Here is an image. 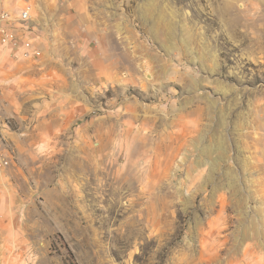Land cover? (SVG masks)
Segmentation results:
<instances>
[{"label":"rangeland","instance_id":"374dc122","mask_svg":"<svg viewBox=\"0 0 264 264\" xmlns=\"http://www.w3.org/2000/svg\"><path fill=\"white\" fill-rule=\"evenodd\" d=\"M25 6L0 264H264V0H0V24Z\"/></svg>","mask_w":264,"mask_h":264},{"label":"built area","instance_id":"2783aa9c","mask_svg":"<svg viewBox=\"0 0 264 264\" xmlns=\"http://www.w3.org/2000/svg\"><path fill=\"white\" fill-rule=\"evenodd\" d=\"M29 7L25 6V8H22L17 15H15L16 19L14 21V24L11 23L14 27H9L5 25L4 27L0 24V44L2 46H6L11 49H15L17 45H21L26 49V53L28 55H32L33 57H37L40 54V50L36 49L31 40L32 38L29 36L31 33V25L29 23L30 21V11ZM2 19H5V21L12 20L9 15L6 13L5 15H1ZM6 17V18H5ZM18 25V27L16 26ZM20 25V26H19ZM15 31L19 32L18 35L15 34ZM22 39V40H20ZM7 160H5L1 154H0V167L3 164H6Z\"/></svg>","mask_w":264,"mask_h":264},{"label":"bare ground","instance_id":"6f19581e","mask_svg":"<svg viewBox=\"0 0 264 264\" xmlns=\"http://www.w3.org/2000/svg\"><path fill=\"white\" fill-rule=\"evenodd\" d=\"M135 109H136V108H135ZM140 111H141V110H140ZM131 113H133V112H131ZM136 113H137V112H136ZM144 113H145V112H144ZM139 114H140V112H139ZM131 115H132V114H131ZM136 117H137V116H136ZM136 117H134V118H136ZM159 119H160V118H159ZM116 120H117V119H116ZM118 120H119V119H118ZM172 122H174V120H172ZM181 122H182V121H181ZM175 123H176V122H175ZM182 123H183V122H182ZM144 124H145V123H144ZM177 124H178V122H177ZM186 124H187V123H186ZM147 125H148V124H147ZM171 125H173V124H171ZM174 125H176V124H174ZM174 125H173V126H174ZM186 126H187V125H186ZM147 127H148V126H147ZM176 127H177V125H176ZM132 128H133V127H132ZM140 128H141V127H140ZM135 129H137V128H135ZM135 129H134V132L136 131ZM146 129H148V128H146ZM151 129H152V128H151ZM128 130H130V128H127L124 132L126 133ZM138 130H139V129H138ZM171 132H172V131H171ZM124 135H126V134H124ZM147 135H148V134H147ZM157 144H158V143H157ZM159 147H162V145L159 146ZM159 147H158V148H159ZM164 148H165V147H164ZM161 149H162V148H161ZM161 149H160V150H161Z\"/></svg>","mask_w":264,"mask_h":264}]
</instances>
